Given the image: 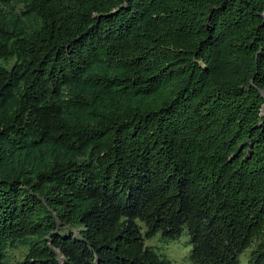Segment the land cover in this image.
I'll return each mask as SVG.
<instances>
[{"label":"trees","instance_id":"obj_1","mask_svg":"<svg viewBox=\"0 0 264 264\" xmlns=\"http://www.w3.org/2000/svg\"><path fill=\"white\" fill-rule=\"evenodd\" d=\"M185 230L264 264V0H0V264H175L146 242Z\"/></svg>","mask_w":264,"mask_h":264},{"label":"rangeland","instance_id":"obj_2","mask_svg":"<svg viewBox=\"0 0 264 264\" xmlns=\"http://www.w3.org/2000/svg\"><path fill=\"white\" fill-rule=\"evenodd\" d=\"M10 68V67H9ZM147 246L154 248L156 251L165 255L175 264H193L190 259V253L192 246L190 245V236L187 230L183 233L182 237L177 241H164L160 236H157L146 242ZM250 253V250L241 256L243 263L247 261L246 256ZM24 251L11 252V255L15 257L16 261L23 258Z\"/></svg>","mask_w":264,"mask_h":264}]
</instances>
